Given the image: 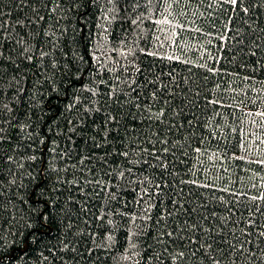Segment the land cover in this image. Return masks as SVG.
<instances>
[{
	"label": "trees",
	"instance_id": "16d2710c",
	"mask_svg": "<svg viewBox=\"0 0 264 264\" xmlns=\"http://www.w3.org/2000/svg\"><path fill=\"white\" fill-rule=\"evenodd\" d=\"M261 112L264 0H0V264H264Z\"/></svg>",
	"mask_w": 264,
	"mask_h": 264
},
{
	"label": "snow or ice",
	"instance_id": "6c2138e0",
	"mask_svg": "<svg viewBox=\"0 0 264 264\" xmlns=\"http://www.w3.org/2000/svg\"><path fill=\"white\" fill-rule=\"evenodd\" d=\"M147 2H148V4H151L152 0H147ZM226 2L233 5V6H239L240 4H242L243 0H226ZM133 5L138 6L139 0H133ZM243 11L247 12L248 9L244 8ZM134 23H135V21H134ZM169 59H171V57H169ZM259 115L264 117V112L259 113ZM261 143L264 144V140H262ZM253 199H255V197ZM261 199H264V197H261Z\"/></svg>",
	"mask_w": 264,
	"mask_h": 264
}]
</instances>
